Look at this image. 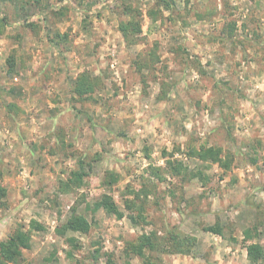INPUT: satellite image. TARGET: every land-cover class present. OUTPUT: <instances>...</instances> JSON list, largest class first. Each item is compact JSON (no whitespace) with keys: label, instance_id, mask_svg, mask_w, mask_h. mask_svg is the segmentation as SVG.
<instances>
[{"label":"rangeland","instance_id":"rangeland-1","mask_svg":"<svg viewBox=\"0 0 264 264\" xmlns=\"http://www.w3.org/2000/svg\"><path fill=\"white\" fill-rule=\"evenodd\" d=\"M157 2L0 0V241L36 220L27 263L144 264L127 242L175 226L195 245L155 264H250L246 243L264 247V0ZM81 73L94 84L79 96ZM200 145L230 167L184 154ZM130 190L146 222L124 208ZM103 194L122 218L94 208ZM72 212L91 227L67 232L80 243L69 259L56 229ZM215 224L221 236L203 230Z\"/></svg>","mask_w":264,"mask_h":264},{"label":"trees","instance_id":"trees-1","mask_svg":"<svg viewBox=\"0 0 264 264\" xmlns=\"http://www.w3.org/2000/svg\"><path fill=\"white\" fill-rule=\"evenodd\" d=\"M159 6L166 10L174 9V0H158ZM132 29L135 32L140 31V23L136 22L132 24ZM120 28L123 35H126V31L129 30V23L127 21H120ZM230 25L229 29H233ZM230 30V31H231ZM93 79L87 73H81L74 81L72 90L79 96L90 93L93 90ZM173 150H179L175 147ZM174 151L170 152V158L174 155ZM187 157H195L203 162L217 163L223 169H227L231 164V157L229 154H224L223 149L220 146H206L200 145L198 148L189 147L184 152ZM168 158L166 160L167 169L171 174H179L181 168L183 167V162L181 160H172ZM154 169V168H153ZM156 169V168H155ZM155 174L158 175V169L155 170ZM201 171L194 173V176L201 175ZM85 176V172L79 168L76 171L71 172V178L73 182L79 181ZM0 194H5V188L1 184V172H0ZM129 194L132 197H125L123 200L124 208L127 211L135 212V215L139 221L146 222V217L144 215V204L140 202V194L134 190H130ZM94 208H103L109 213H114L118 218L124 216V211L119 208L117 203L114 201L111 195L103 194L100 199L94 202ZM134 219V216H131ZM40 224L31 219L28 224V228L23 226L16 228L6 239L0 241V264H35L27 263L25 257L23 256V250L30 248L31 246V231L32 229L40 228ZM91 227L89 220L82 214L72 212L70 216L60 224L56 232L57 234L64 237L67 244L68 250H66V255L69 259L73 257V251L80 247L78 239L74 236H67V232H77V233H88ZM178 227L170 228L165 236H157V232H143L139 234L134 240L128 241L125 252L128 256H137L143 260L144 264H155L152 262L150 255L156 252H167V253H181L189 254L192 247L196 243V237L179 231ZM203 230L210 231L217 235H222L223 230L220 225H210L204 226ZM251 228H245L242 231V236L245 241H250L256 237V234ZM255 231V230H254ZM247 258L250 264H260L264 259V247L260 242L251 241L247 242L245 245Z\"/></svg>","mask_w":264,"mask_h":264}]
</instances>
